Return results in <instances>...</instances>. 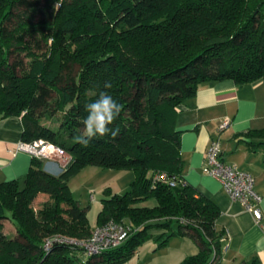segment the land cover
<instances>
[{
	"label": "trees",
	"instance_id": "1",
	"mask_svg": "<svg viewBox=\"0 0 264 264\" xmlns=\"http://www.w3.org/2000/svg\"><path fill=\"white\" fill-rule=\"evenodd\" d=\"M22 54L25 66L11 62ZM226 79L264 82V0H0V116H21L20 141L41 139L70 157L58 176L31 157L23 178L0 183V264H122L147 240L156 250L175 236L198 245L180 264H222L220 209L182 179L176 119L199 86ZM101 91L123 105L109 125L119 134L84 147L77 140L86 105ZM52 100L47 115L63 114L58 130L41 121ZM235 139L264 152V128ZM86 166L135 172L123 194L104 191L96 220L123 224L128 236L87 259L73 244L45 250L54 235H91L87 208L68 186ZM158 173L183 181L170 186L154 180ZM39 195L46 200L35 209ZM148 200L155 205H139ZM5 220L12 236L3 231ZM239 264L261 263L251 256Z\"/></svg>",
	"mask_w": 264,
	"mask_h": 264
},
{
	"label": "crops",
	"instance_id": "2",
	"mask_svg": "<svg viewBox=\"0 0 264 264\" xmlns=\"http://www.w3.org/2000/svg\"><path fill=\"white\" fill-rule=\"evenodd\" d=\"M224 119L230 120V126L219 131L218 125ZM261 128H264V82L261 80L243 85L228 79L206 82L177 112L176 130L180 131V155L184 164L182 179L220 209L216 227L225 233L222 264H239L251 256H257L264 264V228L260 226L264 222V152H251L235 139L248 130ZM22 129L21 116H0V183L21 179L29 169L28 153L9 152L20 142ZM213 139L220 143L222 161L254 178V189L262 198L258 204L261 221L256 222L241 203L232 200L218 179L204 173L206 149ZM43 168L54 176L62 173L56 161H43ZM139 205L152 207L155 202L148 200ZM159 233L152 231L154 235ZM156 247L149 239L122 264H180L198 253V245L187 236L172 237L166 245L154 250Z\"/></svg>",
	"mask_w": 264,
	"mask_h": 264
},
{
	"label": "built area",
	"instance_id": "3",
	"mask_svg": "<svg viewBox=\"0 0 264 264\" xmlns=\"http://www.w3.org/2000/svg\"><path fill=\"white\" fill-rule=\"evenodd\" d=\"M230 123L229 119L222 120L218 125V130L227 129ZM9 152L11 154L26 152L31 157L42 161H56L59 163L62 171L70 161V159L64 156L66 155L65 151L58 145L41 139L32 142L20 141ZM220 154L221 150L218 139L211 140L205 153L203 163L204 173L218 179L222 184L224 192L232 200L241 203L244 209L253 215L256 222L261 221V211L258 204L262 198L254 189V178L249 173L239 170L233 165L226 164L220 159ZM154 180L167 183L170 186H175L183 181L180 178H169L165 173L156 174ZM260 226L264 228V222H261ZM128 232L129 228L127 226L109 220L93 228L90 237L87 239H72L61 235L49 237L45 240L44 249L48 250L54 244H73L82 248L84 256L87 259L98 255L106 249L118 246L128 236Z\"/></svg>",
	"mask_w": 264,
	"mask_h": 264
},
{
	"label": "rangeland",
	"instance_id": "4",
	"mask_svg": "<svg viewBox=\"0 0 264 264\" xmlns=\"http://www.w3.org/2000/svg\"><path fill=\"white\" fill-rule=\"evenodd\" d=\"M54 7L58 8V3ZM11 62L19 67L26 65V59L23 54L19 56L13 55ZM52 97L54 99L55 95H52ZM52 102L53 100L49 109L42 115L41 121L44 125L58 130L59 125L63 121V114L47 115L53 109ZM64 156L70 159L68 154ZM135 177V172L129 169L86 166L69 179L68 186L73 198L79 202L81 207L87 208L88 223L91 228H94L96 227L97 215L102 207L101 200L104 198V191L107 190L110 194H123L129 189L130 183ZM45 200L46 197L39 195L32 204L33 208H40ZM3 231L9 236L15 233L13 225L7 220L4 221Z\"/></svg>",
	"mask_w": 264,
	"mask_h": 264
},
{
	"label": "clouds",
	"instance_id": "5",
	"mask_svg": "<svg viewBox=\"0 0 264 264\" xmlns=\"http://www.w3.org/2000/svg\"><path fill=\"white\" fill-rule=\"evenodd\" d=\"M110 88L111 84L105 85ZM123 110V105L118 103L107 92L101 91L98 98L94 102L86 105L87 117L83 120L84 129L83 134L77 140L78 143L87 147L89 142L97 136H106L109 133L114 138L119 134V129H110L115 119Z\"/></svg>",
	"mask_w": 264,
	"mask_h": 264
}]
</instances>
